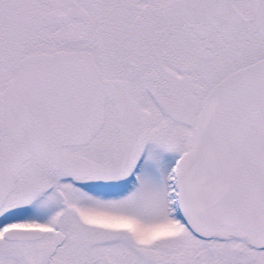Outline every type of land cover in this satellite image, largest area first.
Here are the masks:
<instances>
[{"label": "snow or ice", "instance_id": "1", "mask_svg": "<svg viewBox=\"0 0 264 264\" xmlns=\"http://www.w3.org/2000/svg\"><path fill=\"white\" fill-rule=\"evenodd\" d=\"M0 264H264V0H0Z\"/></svg>", "mask_w": 264, "mask_h": 264}]
</instances>
